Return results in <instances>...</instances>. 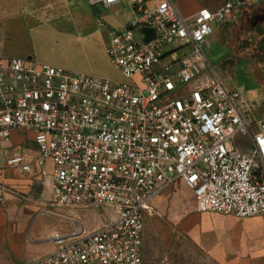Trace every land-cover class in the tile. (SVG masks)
Here are the masks:
<instances>
[{
  "label": "built area",
  "instance_id": "2783aa9c",
  "mask_svg": "<svg viewBox=\"0 0 264 264\" xmlns=\"http://www.w3.org/2000/svg\"><path fill=\"white\" fill-rule=\"evenodd\" d=\"M86 1L132 14L121 28L105 27L106 57L124 82L0 56V143L26 132L37 150L34 161L5 152L8 166L36 168L51 188L49 213L110 212L91 231L65 217L72 229L50 234L53 252L29 264H144L145 222L176 183L200 214L263 216L264 119H247L253 103L224 87L202 46L264 0H226L192 18L173 0Z\"/></svg>",
  "mask_w": 264,
  "mask_h": 264
},
{
  "label": "rangeland",
  "instance_id": "374dc122",
  "mask_svg": "<svg viewBox=\"0 0 264 264\" xmlns=\"http://www.w3.org/2000/svg\"><path fill=\"white\" fill-rule=\"evenodd\" d=\"M87 11L78 18L77 37L95 32L99 24L117 29L133 18L126 8L104 10L88 6ZM260 35L263 36L260 38ZM246 36H240L238 40ZM256 38L255 43L246 44L242 51L237 49V55L241 53L239 55L243 57L240 59L234 57L227 44L220 41L202 46L208 64L224 87L245 92L253 101V110L247 116L250 121L264 119V49H256L257 44L264 45L263 29L256 33ZM95 39L92 36L91 42L86 41L89 45H68L62 57L77 68H86L99 51ZM72 73L84 75L82 72ZM112 76L114 81H125L118 71H113ZM157 204V215L144 225V264H264V215L257 220L249 218L234 222L236 219L231 216L200 214L196 211L191 192L181 183L167 188ZM55 213L45 212L33 224L42 237L71 230L73 226L65 217L76 218L88 231L96 230L103 220L110 217L108 209L93 207L66 210L61 212L63 217L57 211ZM222 224L225 225L223 229L220 227ZM214 229L213 234L206 231ZM45 238L41 242H36L33 236L25 238L26 250L20 259L22 264H28V245L45 250L51 246ZM222 244L226 246L222 247Z\"/></svg>",
  "mask_w": 264,
  "mask_h": 264
},
{
  "label": "crops",
  "instance_id": "0c3cea01",
  "mask_svg": "<svg viewBox=\"0 0 264 264\" xmlns=\"http://www.w3.org/2000/svg\"><path fill=\"white\" fill-rule=\"evenodd\" d=\"M173 1L183 17L192 18L199 8L215 11L226 0ZM87 9L86 0H0V56L30 58L41 64L62 67L69 72L108 77L114 81L112 72L118 70L110 64L105 53V27L109 26L99 24L100 27L95 32L83 37L76 36L78 18L82 13L88 12ZM262 29L264 30V4H255L241 11L236 23L214 28L213 34L203 46L220 41L227 44L234 57L240 59L243 57L239 55L241 53L237 55V49L242 51L246 44L255 43L256 33ZM243 35H247L246 38L238 40ZM92 36L96 37L99 51L89 60L86 68H77L62 57V52L68 45L88 44L86 41L91 42ZM237 41L241 42L236 43ZM257 48L264 49V45L257 44ZM121 77L123 78L122 75ZM217 79L223 83L218 77ZM245 97L249 99L246 94ZM5 152L8 155L18 152L27 161H34L37 150L32 135L26 132L13 131L8 143H0V264H22L20 259L26 250L25 238L33 236L36 242H41L46 237L39 235L33 224L51 209L52 192L49 186L42 185L34 166L31 174H21L9 167ZM257 218L259 217L252 219ZM224 226L220 225L222 229ZM206 231L213 234L215 229ZM48 237L49 235L45 240ZM224 246L226 245L222 244ZM28 250L29 264L50 255L54 248L51 245L45 250L28 245Z\"/></svg>",
  "mask_w": 264,
  "mask_h": 264
}]
</instances>
